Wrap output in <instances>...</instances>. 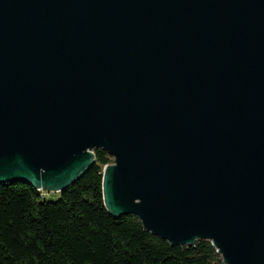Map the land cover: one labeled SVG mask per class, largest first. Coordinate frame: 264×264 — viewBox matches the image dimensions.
I'll return each mask as SVG.
<instances>
[{"label": "water", "instance_id": "95a60500", "mask_svg": "<svg viewBox=\"0 0 264 264\" xmlns=\"http://www.w3.org/2000/svg\"><path fill=\"white\" fill-rule=\"evenodd\" d=\"M224 264H264V0H0V184L61 192Z\"/></svg>", "mask_w": 264, "mask_h": 264}, {"label": "trees", "instance_id": "16d2710c", "mask_svg": "<svg viewBox=\"0 0 264 264\" xmlns=\"http://www.w3.org/2000/svg\"><path fill=\"white\" fill-rule=\"evenodd\" d=\"M94 156L54 201L30 182L0 184V264H224L208 240L172 245L136 216L110 214L102 176L112 158Z\"/></svg>", "mask_w": 264, "mask_h": 264}, {"label": "rangeland", "instance_id": "374dc122", "mask_svg": "<svg viewBox=\"0 0 264 264\" xmlns=\"http://www.w3.org/2000/svg\"><path fill=\"white\" fill-rule=\"evenodd\" d=\"M58 198V192H44V196H42V199L45 200H56Z\"/></svg>", "mask_w": 264, "mask_h": 264}]
</instances>
